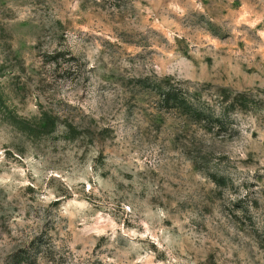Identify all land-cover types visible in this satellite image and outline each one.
Returning <instances> with one entry per match:
<instances>
[{
	"label": "rangeland",
	"instance_id": "1",
	"mask_svg": "<svg viewBox=\"0 0 264 264\" xmlns=\"http://www.w3.org/2000/svg\"><path fill=\"white\" fill-rule=\"evenodd\" d=\"M264 264V0H0V264Z\"/></svg>",
	"mask_w": 264,
	"mask_h": 264
},
{
	"label": "trees",
	"instance_id": "2",
	"mask_svg": "<svg viewBox=\"0 0 264 264\" xmlns=\"http://www.w3.org/2000/svg\"><path fill=\"white\" fill-rule=\"evenodd\" d=\"M79 264H91V263H79Z\"/></svg>",
	"mask_w": 264,
	"mask_h": 264
}]
</instances>
